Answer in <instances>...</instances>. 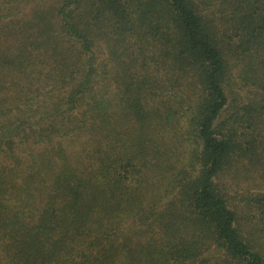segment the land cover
<instances>
[{
    "label": "trees",
    "instance_id": "1",
    "mask_svg": "<svg viewBox=\"0 0 264 264\" xmlns=\"http://www.w3.org/2000/svg\"><path fill=\"white\" fill-rule=\"evenodd\" d=\"M0 264H264V0H0Z\"/></svg>",
    "mask_w": 264,
    "mask_h": 264
}]
</instances>
